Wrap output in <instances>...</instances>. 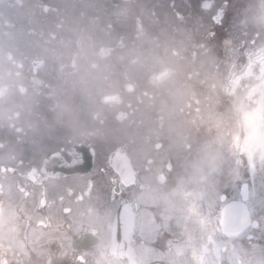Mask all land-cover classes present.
Wrapping results in <instances>:
<instances>
[{
  "label": "flooded vegetation",
  "instance_id": "flooded-vegetation-1",
  "mask_svg": "<svg viewBox=\"0 0 264 264\" xmlns=\"http://www.w3.org/2000/svg\"><path fill=\"white\" fill-rule=\"evenodd\" d=\"M257 91L264 0H0V264H129L103 249L121 205L136 217L134 264H186L170 194L234 131L255 142L234 108ZM215 231V256L219 239L240 243ZM259 231L245 239L264 262Z\"/></svg>",
  "mask_w": 264,
  "mask_h": 264
},
{
  "label": "rangeland",
  "instance_id": "rangeland-1",
  "mask_svg": "<svg viewBox=\"0 0 264 264\" xmlns=\"http://www.w3.org/2000/svg\"><path fill=\"white\" fill-rule=\"evenodd\" d=\"M236 133L237 130L234 131L233 146H220L217 161L209 165L203 163L205 171L199 174L198 177L180 180L178 186L171 192L167 203L171 215L175 214L177 217V230L183 236L177 249L190 251L193 259L201 264L203 262V264H217V261L223 264L222 258L226 256L220 255V258L217 259L216 256L218 255L215 256L214 254L212 243L216 240L217 232L215 231L216 220L213 218L212 213L216 207L219 209L221 207L219 196L225 193L228 178L233 182L228 198H237L240 183L249 182L250 197L248 205L252 217L260 220L264 225V199L260 189L264 184V178H262L263 175L260 172V169L264 166V145H257L249 137L241 139V136H239L236 139ZM231 135L233 137V131H231ZM221 142L223 143V140ZM227 154H230L231 160L225 159ZM216 177V183H225L218 190L213 188V181ZM188 183H191V185L187 186ZM107 213L109 218L107 216L106 218L110 220L113 213L112 206L107 208ZM244 236L245 234L233 238L242 241L241 238H244ZM219 240L222 242H219L218 246L221 244L227 246V242ZM242 248V243L236 242V250L229 254L230 259H234L238 250ZM15 261L18 260L12 259L10 263L18 264ZM248 264H251V262L248 261Z\"/></svg>",
  "mask_w": 264,
  "mask_h": 264
},
{
  "label": "clouds",
  "instance_id": "clouds-1",
  "mask_svg": "<svg viewBox=\"0 0 264 264\" xmlns=\"http://www.w3.org/2000/svg\"><path fill=\"white\" fill-rule=\"evenodd\" d=\"M234 117L241 131L250 132L257 145H264V92H256L252 105L235 106Z\"/></svg>",
  "mask_w": 264,
  "mask_h": 264
},
{
  "label": "water",
  "instance_id": "water-1",
  "mask_svg": "<svg viewBox=\"0 0 264 264\" xmlns=\"http://www.w3.org/2000/svg\"><path fill=\"white\" fill-rule=\"evenodd\" d=\"M233 204L227 205L224 210V217L229 215L230 213H235L240 215L235 207H232ZM243 217H236L235 222L239 224L242 222ZM133 225V218L127 216L122 212V215H118L117 219L113 221L112 231H111V251L114 252L116 247H118L119 240L122 238V243L125 244L128 238L129 233L131 232V228Z\"/></svg>",
  "mask_w": 264,
  "mask_h": 264
},
{
  "label": "snow or ice",
  "instance_id": "snow-or-ice-1",
  "mask_svg": "<svg viewBox=\"0 0 264 264\" xmlns=\"http://www.w3.org/2000/svg\"><path fill=\"white\" fill-rule=\"evenodd\" d=\"M209 18H210V20H212L213 23H216L214 15L210 14ZM222 21H223V16L221 15L220 22L222 23ZM61 155L64 158L62 163H64L65 166H67V167H71V168L76 169V168H80L81 165L83 164V159L82 158L78 159V158H76V157H74V156H72L70 154H67V153H61ZM54 159L59 160L60 158L59 157H54ZM44 206H46V203H42L41 207H44ZM43 222L44 221L41 220V223H43Z\"/></svg>",
  "mask_w": 264,
  "mask_h": 264
}]
</instances>
